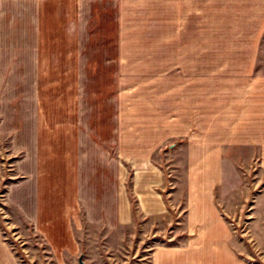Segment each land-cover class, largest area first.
I'll return each mask as SVG.
<instances>
[{"label": "crops", "instance_id": "1", "mask_svg": "<svg viewBox=\"0 0 264 264\" xmlns=\"http://www.w3.org/2000/svg\"><path fill=\"white\" fill-rule=\"evenodd\" d=\"M176 140L192 160L256 146L264 166V0H0V176L12 161L27 222L130 221L128 165L160 210L152 161Z\"/></svg>", "mask_w": 264, "mask_h": 264}, {"label": "rangeland", "instance_id": "2", "mask_svg": "<svg viewBox=\"0 0 264 264\" xmlns=\"http://www.w3.org/2000/svg\"><path fill=\"white\" fill-rule=\"evenodd\" d=\"M187 146L172 141L152 161L162 174L160 185L151 188L164 201L160 210L140 204L144 196L133 191L135 169L128 165L121 181L133 218L114 226L83 222L65 234L38 229L9 204L6 188L15 176L12 161H5L0 264H264V166L258 147L231 145L222 159L192 160ZM192 185L200 189L195 197L188 193Z\"/></svg>", "mask_w": 264, "mask_h": 264}]
</instances>
